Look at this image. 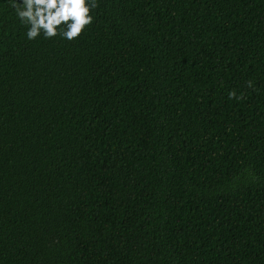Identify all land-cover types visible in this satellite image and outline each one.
<instances>
[{
    "label": "trees",
    "instance_id": "16d2710c",
    "mask_svg": "<svg viewBox=\"0 0 264 264\" xmlns=\"http://www.w3.org/2000/svg\"><path fill=\"white\" fill-rule=\"evenodd\" d=\"M98 4L0 0V264H264V0Z\"/></svg>",
    "mask_w": 264,
    "mask_h": 264
},
{
    "label": "clouds",
    "instance_id": "9594fccd",
    "mask_svg": "<svg viewBox=\"0 0 264 264\" xmlns=\"http://www.w3.org/2000/svg\"><path fill=\"white\" fill-rule=\"evenodd\" d=\"M21 23L27 26L26 37L35 40L41 35L45 39L60 37L68 41L78 39L87 27H91V14L99 4L98 0H9ZM248 82V87H252ZM230 99L242 100L235 90L229 92Z\"/></svg>",
    "mask_w": 264,
    "mask_h": 264
}]
</instances>
